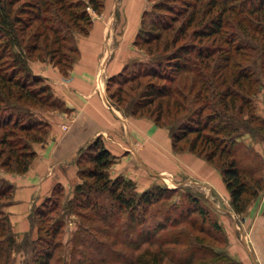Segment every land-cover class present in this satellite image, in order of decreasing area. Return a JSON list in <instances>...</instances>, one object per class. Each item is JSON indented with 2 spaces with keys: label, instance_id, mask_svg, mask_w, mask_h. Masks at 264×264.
<instances>
[{
  "label": "rangeland",
  "instance_id": "374dc122",
  "mask_svg": "<svg viewBox=\"0 0 264 264\" xmlns=\"http://www.w3.org/2000/svg\"><path fill=\"white\" fill-rule=\"evenodd\" d=\"M7 1L12 3V17L20 15L18 18L21 19V22L17 23L16 26L19 27L21 41L17 46H10L6 36H3L0 32V182L6 180L5 172H13L15 170L14 163H12L14 157L30 151L31 147H33V141L37 138H43L47 131L45 122L36 111L42 107L43 102H47L50 98V93L42 86L45 81H38L37 84H32V81H25V72H22V68H20V64L17 61L18 56L25 59L26 62L27 60L29 61L30 53L28 47L32 46V53L35 57L32 58L33 60L44 61V58L52 56L55 60L60 58L62 63H66L63 55L68 59L75 56L71 37L72 30L87 25V19H82L81 17H83L82 14L86 6L91 4L90 0H69L72 1L68 10L69 12L72 11V16L74 17L72 18L68 14L64 15L59 6L57 4L54 5L53 2L51 3L53 7L50 12H40L42 20L37 21L34 20L36 16L26 8L29 6L30 0H0V4L2 3L3 6ZM247 1L151 0L147 7L148 12L145 17L144 28L145 30L149 29L150 22L155 19L160 26V29L157 30L158 39H153L149 46L141 44V48L139 47L142 51L141 58L129 63L116 75L115 82H119V86L115 82L111 85L110 92L118 88L123 90V99L119 102L122 105V109H130L132 103L136 101L147 103L146 107H151L152 111H154V105L159 102L165 107L168 98L155 99L153 105L150 106L147 102L148 99L141 96L142 91L152 82L159 85H169L171 82L163 77L175 79V76H173L176 75L175 66L172 65L174 68L169 69L171 67L170 64L173 63L170 60L177 54L178 50L184 47L190 49L191 64L196 63L197 69L200 71L199 74L210 81H215V72L217 74L220 73L215 69V61L226 55L234 57L230 44L216 40V38H219V36L226 37L231 45L246 39L245 35L241 34L237 23V18L239 17H237L236 11L239 10L242 2L246 3ZM155 3L161 4L160 8H155ZM94 12L97 15L99 13L95 10ZM219 15H222L223 23L219 33L215 34L212 32L208 36L207 34L201 35L208 33L203 32L202 29L212 19L219 18ZM63 19L64 24H61L60 20L63 21ZM61 25H63L62 29L60 31L57 30ZM50 28L56 30V32L50 30ZM36 33L37 36L39 35L38 37ZM9 49L13 53H10ZM197 50L199 52L202 51L204 54L202 59L194 57ZM247 53L252 54V51H247ZM252 55L253 57L250 60H254V62H251V64H256L255 68L258 71H262L263 67L259 58L255 57L254 54ZM248 64V62H243L244 66ZM157 74L161 78L156 76ZM13 76L16 78L23 77V83L20 85L15 84L11 80ZM193 76L194 73L192 72L177 74L176 81L174 80L172 85H177L180 88L179 91L183 97L179 96L178 99L176 98L179 107L173 108V114L166 115L165 113L162 119L163 123L170 125L176 130L182 122H192L197 119L201 124V133H210L213 137L220 138L221 142L228 141V136L231 134V138L238 140L240 144L244 145L243 147L247 146L246 140H250L251 133L249 132L251 130H264V126L260 123V120L264 121V118L258 114V104L264 102V87L260 88V90L258 87L256 93L246 96L247 92H240L235 85L227 84L231 93L238 95V97L236 96L233 101L236 107L229 109L226 115L235 114L239 115L238 117L240 118L242 117L243 128L238 129L235 133H232L233 131L224 132L223 136H217L216 133L211 132L209 129L218 126L219 120L209 121L208 119L213 115L214 109H216L214 101L217 99L212 98V96L207 98V100L198 99L197 93L200 90V85L194 84L193 86ZM262 80L264 82V74H262ZM218 89L220 91L225 89V87L221 85ZM29 91H34L35 93L28 95ZM126 92L129 94L128 97H126ZM242 94L246 96L248 102L250 101L249 104L247 101L246 104L243 103L240 99ZM228 100H230V97ZM204 101L210 103L204 104ZM172 104L173 101H171L170 105L172 106ZM238 107L243 109L240 114L238 113ZM174 110H177V114H174ZM204 121L207 122V129H204ZM195 136V132L187 135L190 141ZM252 136L254 135L252 134ZM255 139L257 138L255 137ZM177 143L179 149H182L179 151L188 150L189 142L186 138L178 140ZM204 147L203 149L206 152L211 149L210 144L207 142H205ZM200 148L202 147L200 146ZM248 148L250 149L251 147ZM200 157L204 158V155H200ZM251 157V154H248L247 159H251ZM219 162L218 156H216L215 163L211 164L218 167L217 164ZM84 164L86 166L91 165L85 161ZM88 181L91 182L92 180ZM158 181L159 183L152 184L150 187L159 184L163 187L174 189V192L169 194L167 198L148 207L146 216L149 222L147 223H151L152 227H155L159 223H167L177 217L181 219L180 214L182 213V218L185 220L178 225L179 227H186L195 237L198 236L204 242L210 243L214 250L224 252V236H218L221 240H215L206 233L191 229L188 224L191 219H195L197 227L202 224L206 228L209 227V221L213 220L216 215V211L211 209L210 205L212 204L210 202L214 201L212 193L209 194L206 187L201 188L193 185L191 181L183 180L182 183L177 184L172 176L168 174H161V179H158ZM134 184L138 193L150 188L139 190L135 182ZM95 197L106 208L98 211L100 215H104L107 212V221L105 223L101 222L98 216L94 215V212L83 207L85 200L75 192V188L71 192H66L63 188L59 191L54 190L43 199L38 207L36 224L38 229L35 236H30V238L23 241L21 250H17L11 256V264H34V260L39 259L45 250H54L51 259L52 264H131L127 259H134L139 254V251L134 248L140 242V235L142 233L145 234L142 229L143 226L137 224L133 229H130L128 224L131 219H129L128 211L119 210L107 192H100ZM191 197H197L199 203L206 207L209 212L208 221L203 222L202 217L197 212L191 211L194 207ZM10 201L11 197L8 196L0 198L2 211H6ZM140 211L139 208L137 217L142 215ZM87 215L89 220L85 218ZM58 222L62 226L57 233L53 234ZM171 228L168 227L167 231L172 230ZM212 231L216 233L214 230ZM80 238L84 239L86 244L78 245L77 239ZM89 242H92L93 246L91 248H87V243ZM171 248L179 249L176 246ZM163 264L175 263L169 262L165 258Z\"/></svg>",
  "mask_w": 264,
  "mask_h": 264
},
{
  "label": "trees",
  "instance_id": "16d2710c",
  "mask_svg": "<svg viewBox=\"0 0 264 264\" xmlns=\"http://www.w3.org/2000/svg\"><path fill=\"white\" fill-rule=\"evenodd\" d=\"M29 2L30 4L26 8L36 16L34 20L41 21L42 17L40 12H50V9L53 7L51 3L53 2L54 5L57 4L59 6L60 10L64 12V15L68 14L70 17L74 18L72 16V11H68L71 7L70 2L72 1L30 0ZM90 3L91 4L88 6H91L95 11L100 13L104 8L105 0H90ZM88 6H86V9H84V13L82 14L83 17H81L82 19H87V25L79 29H73L71 33L75 56L68 59L63 55L66 63H62L60 58L55 60V58L52 56L44 58L58 66L64 74L69 73L78 55V48L75 44V33L79 32L82 34H88L90 30L92 24V15L87 9ZM160 6L161 4L155 3V8H160ZM147 12L148 9L143 13L141 27L136 39V44L139 47L141 44L149 46L153 39H158L157 30L160 29V26L159 23L155 21V19H152L150 22L149 29L145 30L144 28ZM236 14L239 15H237V17H239L237 18V23L241 30V34L243 36L245 35L246 39H244V41H240L239 43L236 42L235 45H231L226 37L219 36V38H216V40H221L222 42H227L230 44L231 49H233L234 52V57L231 55H226L227 57L224 56L223 58L219 56L220 59L215 61V69L216 71L218 70L220 72L219 74L215 72V81H210L208 78H205L203 75L199 74L200 71L197 69L196 63L194 62L191 64V57H189L190 49L186 47L178 50L177 54H175L170 60V62L173 63L170 64L171 67H169V69L174 68L172 65L175 66L174 69L176 71V75H173L175 76V79L177 78V74L182 72L194 73L193 86L194 84L200 85V90L197 93L198 99L202 98L203 100H207V98L210 96L217 99L214 101V107L216 109H214V112L212 113L213 115H210L211 117L208 118L209 121L215 119L219 120V124H217L218 126L211 127L209 129L211 132L216 133L217 136H223L224 132L233 131L232 133H235L238 129L243 128L242 117L240 118L238 117L239 115L235 114L226 115L229 109L236 107L233 101L236 96L238 97V95L231 93L229 89L230 87H227V84L235 85L240 92L249 93H246V96L250 95L251 93H256L258 91V87L259 90L260 88L264 87V82L262 80V74H264V0H248L246 3L242 2L239 10L236 11ZM19 16L20 15L12 17L11 1H7L3 6L2 3L0 4V32L3 34V36H6L10 46H17L21 41L19 36V27L16 26L17 23L21 22V19L18 18ZM60 23L64 24V19L63 21L60 20ZM222 25V15H219V18L217 17L212 19V21L207 23L204 29H202L203 32L208 33H203L201 35L207 34L208 36L212 32L218 34ZM62 27L63 25L59 26L57 30L60 31ZM50 30L53 29L50 28ZM53 31L56 32V30ZM28 50L30 53V61L32 58H35L34 54L32 53L33 47H28ZM9 51L10 53L12 52L11 49H9ZM247 51H252V54L259 58L263 67L262 71H258V69L255 68V66H257L256 64H251V62H254V60H250L253 55L251 53H247ZM195 54L196 55L194 57L196 59H202L204 57L202 51L199 52L197 50L195 51ZM17 61L20 64V68H22V72H25V81H32V84H37L38 81H45L42 76L32 72L28 60L26 62L25 59L18 56ZM243 62H248L249 64L244 66ZM156 76L159 75L157 74ZM115 78L116 75L109 80L110 89L112 83L114 84L115 82ZM159 78L161 77L159 76ZM163 78L171 83L169 85H159L152 82L146 89L142 91L141 96L148 99L147 102L150 106L153 105L155 99L168 98L167 105L165 106L166 108L164 105H162V103L159 102L154 105V111H152V109H150L151 107H146L147 103H143V101H136L132 103L130 109L126 108V110H124L129 114L148 116L152 118L157 125L168 128L173 140V146L176 150H182L178 147V140H183L186 138V140L189 142L188 150L198 153V155H204V158L210 163H215V157L218 156V160L220 162L217 165L221 170L225 185L230 192L231 206L235 213H243L250 199L257 196L258 191L262 188V178L258 176V171L262 168L261 162L258 161L248 166L244 165L246 162L257 161L255 157L256 152L252 147L249 149V145L246 146L247 148L243 147L244 145L240 144L238 140L231 138V134L228 136V141L221 142L220 138L213 137V135L210 133H201V124L197 119L193 120L192 122H182V124L176 130L170 125L163 123L162 119L164 114H173V108L176 109L179 107V103L177 102L176 98L178 99L179 96L183 97L179 91L180 88H178L177 85H172V82L175 79L170 77ZM22 79L23 77L16 78L13 76L11 80L15 84L20 85L23 83ZM115 83H118V86L120 85L119 82ZM221 85L225 87V89H221L219 91L218 88H220ZM42 86L47 92L50 93V98L46 103L43 102V105L40 108L60 107L61 102L54 97L51 86L46 82ZM34 93V91H29L28 95H33ZM109 93L114 103L122 108V105L119 102L123 99V90L118 88L117 90ZM128 96L129 94L126 92V97ZM246 96L244 94L240 96V99L245 104L247 101ZM229 97L230 100H228ZM151 98L154 99L151 100ZM171 101H173L172 106L170 105ZM249 102L247 101L248 104ZM203 103L208 104L210 102L204 101ZM242 110V107H238L239 114L242 112ZM174 112V114H177V110H174ZM260 123L264 126L263 120H260ZM45 124L46 127H48L46 122ZM203 125L204 129L208 128L207 122L204 121ZM191 132H195L196 136L190 141L187 135ZM249 133H251L250 136L253 134L254 138L256 137L264 139V130L258 131L255 129L251 130ZM46 134L47 131L43 138H37L33 142H43L46 138ZM205 142L211 146V149L207 152L203 149L206 147H204ZM200 146L202 148H200ZM35 153V150L33 147H31L30 151L23 152L21 156H15L14 161L12 162L15 166V170L13 171L19 173L26 172L29 169ZM248 154H251V159H247ZM84 161L90 163L91 165L86 166ZM114 162L115 156L105 146L103 140L100 137L94 139L93 142H91L85 149L80 151L78 159L79 175L83 181L81 180L78 184H76L75 192L85 200L83 207L91 212H94V215L98 216L101 222L105 223L107 221V212H105L104 215H100L98 213V211L105 210L106 208H104V206L98 202L95 195L99 194L100 192H107L112 198L114 204L118 206L119 210L128 211L129 219H131L130 223L128 224L130 229H133L137 224L139 226H143L142 229L146 235L144 233L140 235V242L134 248L139 251V254L134 259H127L129 263L163 264L164 259L167 258L169 262L175 264H242L236 259L230 257L225 251L220 252L214 250L210 243L204 242V240L198 236L195 237L193 233L186 227H179L178 225L185 220L182 218V213L180 214L181 219L177 217L176 219H173L167 223H159L155 227H152L151 223L148 224L147 222L149 221L147 220L146 216L148 214V207L155 204L156 202H159L160 200H163L164 198H167L169 194L174 192V189L163 187L157 184L142 191L141 193H138L132 179L126 178L124 176H116L115 178L111 177L109 169ZM88 180L92 181L90 182ZM61 189L62 187L57 185L54 190L59 191ZM13 191L14 186L11 182L7 180L0 182V198L6 196L11 197L10 204L13 198ZM191 199L193 200L192 203H194L193 210L191 211L197 212V214L202 217L203 222L208 221L209 212L207 211L206 207L199 203L197 197H191ZM139 208L142 215L137 217ZM34 215L37 221L38 208L36 209ZM85 218L89 220L88 215L85 216ZM188 224L191 229L206 233L209 237L215 240L220 238L218 236H224V242H226V237L223 233L221 225L218 223L216 218L209 221V227L207 228L203 224L197 227V222L195 219H191ZM61 226L62 224L58 222L53 234L57 233ZM168 227H172V230L167 231ZM212 230H214L216 233H214ZM27 238H30L29 234L25 235V238L22 241H18L17 235L13 231L9 214L7 211H2L0 208V264H11V256L17 250H21L20 248L22 243L25 239L27 240ZM77 243L78 245H84L86 244V241L80 238L77 239ZM92 246V242L87 243V248H91ZM172 246H176L179 249L171 248ZM53 254L54 250H45L44 254L39 259L34 260V264H52L51 259Z\"/></svg>",
  "mask_w": 264,
  "mask_h": 264
},
{
  "label": "crops",
  "instance_id": "0c3cea01",
  "mask_svg": "<svg viewBox=\"0 0 264 264\" xmlns=\"http://www.w3.org/2000/svg\"><path fill=\"white\" fill-rule=\"evenodd\" d=\"M150 2L105 0L102 11L92 15L88 34L75 33L78 55L68 74L48 59L29 61L61 106L36 111L48 127L45 140L33 142L36 153L29 169L4 173L14 186L6 209L13 231L18 241L27 234L35 236L36 209L57 185L66 192L74 190L81 181L80 151L100 137L115 156L110 175L132 179L139 190L159 183L161 174L172 176L177 184L184 180L206 187L226 237L225 252L242 264H264V139L246 140L257 161L244 165L261 162L262 188L237 214L218 167L194 152L176 150L168 128L148 116L129 114L111 98L109 80L141 58L136 39ZM258 114L264 118V102L258 104Z\"/></svg>",
  "mask_w": 264,
  "mask_h": 264
},
{
  "label": "built area",
  "instance_id": "2783aa9c",
  "mask_svg": "<svg viewBox=\"0 0 264 264\" xmlns=\"http://www.w3.org/2000/svg\"><path fill=\"white\" fill-rule=\"evenodd\" d=\"M87 9H88V11L90 12L91 15L95 14L94 9L91 6H88Z\"/></svg>",
  "mask_w": 264,
  "mask_h": 264
}]
</instances>
